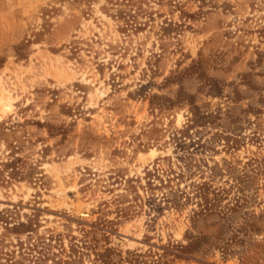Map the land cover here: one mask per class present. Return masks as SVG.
<instances>
[{"label":"rangeland","instance_id":"1","mask_svg":"<svg viewBox=\"0 0 264 264\" xmlns=\"http://www.w3.org/2000/svg\"><path fill=\"white\" fill-rule=\"evenodd\" d=\"M3 89L0 264H264V0H0Z\"/></svg>","mask_w":264,"mask_h":264},{"label":"bare ground","instance_id":"2","mask_svg":"<svg viewBox=\"0 0 264 264\" xmlns=\"http://www.w3.org/2000/svg\"><path fill=\"white\" fill-rule=\"evenodd\" d=\"M15 104V98L12 96L10 91H7L6 89L2 90V93L0 94V121L3 119V116L12 112L14 109ZM156 154L155 149H150L148 152H140L139 159L146 161L147 158H153ZM78 215H82L85 217H90V214L82 211L81 209L78 210Z\"/></svg>","mask_w":264,"mask_h":264}]
</instances>
